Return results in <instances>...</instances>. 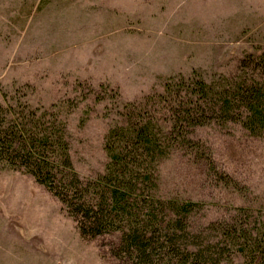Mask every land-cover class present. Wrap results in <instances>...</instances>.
<instances>
[{"label": "rangeland", "instance_id": "374dc122", "mask_svg": "<svg viewBox=\"0 0 264 264\" xmlns=\"http://www.w3.org/2000/svg\"><path fill=\"white\" fill-rule=\"evenodd\" d=\"M263 51L264 0H0V102L67 101L70 155L83 178L108 161L103 140L120 102L160 91L175 75L222 81ZM193 136L216 173L174 152L159 165L158 194L202 203L194 226L240 206L264 223V133L230 123ZM117 240L82 238L42 185L0 164V264H119L110 252Z\"/></svg>", "mask_w": 264, "mask_h": 264}, {"label": "trees", "instance_id": "16d2710c", "mask_svg": "<svg viewBox=\"0 0 264 264\" xmlns=\"http://www.w3.org/2000/svg\"><path fill=\"white\" fill-rule=\"evenodd\" d=\"M238 69L241 73L211 83L195 72L171 76L160 91L120 102L103 140L108 161L93 177L74 169L70 113L62 114L67 101L40 109L5 100L0 164L42 185L76 222L82 238L118 234L110 252L119 264H231L237 256L245 264H264V223L249 207L194 226L202 203L158 194L159 165L174 152L215 172L193 136L198 128L233 123L255 136L264 133V51L244 57ZM216 177L234 182L225 173Z\"/></svg>", "mask_w": 264, "mask_h": 264}]
</instances>
